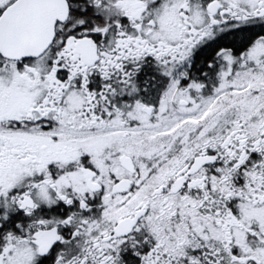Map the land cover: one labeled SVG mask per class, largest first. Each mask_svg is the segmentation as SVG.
Instances as JSON below:
<instances>
[{"label": "snow or ice", "instance_id": "obj_1", "mask_svg": "<svg viewBox=\"0 0 264 264\" xmlns=\"http://www.w3.org/2000/svg\"><path fill=\"white\" fill-rule=\"evenodd\" d=\"M0 264H264V0H0Z\"/></svg>", "mask_w": 264, "mask_h": 264}]
</instances>
